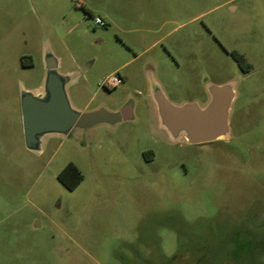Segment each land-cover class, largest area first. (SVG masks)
<instances>
[{"label": "rangeland", "instance_id": "1", "mask_svg": "<svg viewBox=\"0 0 264 264\" xmlns=\"http://www.w3.org/2000/svg\"><path fill=\"white\" fill-rule=\"evenodd\" d=\"M47 51L75 110L130 101L133 118L27 150L21 93L40 91ZM151 78L176 106L230 84L228 138L169 139ZM0 264H264V0H0Z\"/></svg>", "mask_w": 264, "mask_h": 264}, {"label": "water", "instance_id": "2", "mask_svg": "<svg viewBox=\"0 0 264 264\" xmlns=\"http://www.w3.org/2000/svg\"><path fill=\"white\" fill-rule=\"evenodd\" d=\"M45 76L40 91H22L21 114L26 149L40 152L51 136H66L72 129H89L99 124L113 126L132 118V108L91 112L75 110L69 101L66 86L71 74L58 72V59L47 51L44 56ZM158 125L169 139L184 140L190 145L211 143L228 138L230 107L235 91L230 84L208 87L209 100L205 105L171 104L158 82L151 78L148 87Z\"/></svg>", "mask_w": 264, "mask_h": 264}, {"label": "trees", "instance_id": "3", "mask_svg": "<svg viewBox=\"0 0 264 264\" xmlns=\"http://www.w3.org/2000/svg\"><path fill=\"white\" fill-rule=\"evenodd\" d=\"M230 55L244 72L249 71V67L245 64L242 56L235 52H231ZM57 179L67 190L72 191L81 183L82 176L78 168L69 163L57 175Z\"/></svg>", "mask_w": 264, "mask_h": 264}, {"label": "built area", "instance_id": "4", "mask_svg": "<svg viewBox=\"0 0 264 264\" xmlns=\"http://www.w3.org/2000/svg\"><path fill=\"white\" fill-rule=\"evenodd\" d=\"M95 24L99 26H105V23L99 19L95 18ZM123 84V79L118 73H113L105 76L99 83V85L103 88L113 89Z\"/></svg>", "mask_w": 264, "mask_h": 264}, {"label": "flooded vegetation", "instance_id": "5", "mask_svg": "<svg viewBox=\"0 0 264 264\" xmlns=\"http://www.w3.org/2000/svg\"><path fill=\"white\" fill-rule=\"evenodd\" d=\"M132 106H133L132 102L128 101V102H126V103L123 105L122 108H128V107H131V108H132ZM132 118H133V116H132ZM132 118H131V119H132ZM131 119H130V120H131ZM203 144H206V143H203ZM195 145H201V144H195ZM143 155H144V157H145V162H146V163H151V162L154 161V153H153V151H151V150H146V151H144Z\"/></svg>", "mask_w": 264, "mask_h": 264}, {"label": "crops", "instance_id": "6", "mask_svg": "<svg viewBox=\"0 0 264 264\" xmlns=\"http://www.w3.org/2000/svg\"><path fill=\"white\" fill-rule=\"evenodd\" d=\"M57 59H58V63H59V67L61 66V59L59 58V57H57V56H55ZM72 73V71H67V72H63V74H71Z\"/></svg>", "mask_w": 264, "mask_h": 264}]
</instances>
